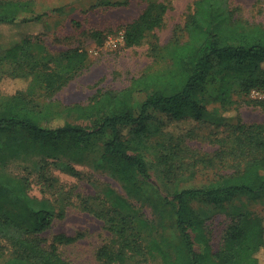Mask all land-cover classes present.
<instances>
[{
    "label": "trees",
    "instance_id": "obj_1",
    "mask_svg": "<svg viewBox=\"0 0 264 264\" xmlns=\"http://www.w3.org/2000/svg\"><path fill=\"white\" fill-rule=\"evenodd\" d=\"M32 0H0V25L37 21ZM168 11L164 3H150L125 29L126 48L139 47L146 35L163 25ZM183 38L175 37L163 48L153 46L152 57H164V70L133 78L119 91L98 92L86 105H70L48 116L30 108L21 97L0 104V133L21 131L38 148L56 154L65 150H82L93 141L102 140L101 166L109 169L131 196L152 202L155 188L149 182L152 170L159 177L165 197L157 206L162 230L158 239L143 244L142 232L147 221L111 189L103 192L100 211L82 202L84 211L102 221L111 235V243L98 250L99 264H140L160 257L162 264H262L264 254V217L236 213L227 225L219 246L212 245L209 219L194 206L217 204L235 195L264 194V125L241 122L232 94L247 97L252 91L264 92V26L250 25L237 17L229 0H195L182 26ZM31 37L1 52L0 63L11 67L7 76L31 82L44 96L61 92L86 66L87 57L78 50L60 56L59 68L47 56L37 60L30 51ZM55 60V61H56ZM215 88L213 99L219 106L209 111L204 96ZM135 94H145L140 103ZM264 107V101H253ZM231 111L237 114L226 118ZM155 114V132L164 135L152 145L147 139L146 123ZM79 123H86L83 126ZM188 123L184 133L165 131L170 124ZM223 128L225 137L215 140L218 149L207 158L194 155L192 165L181 160L183 146L199 126ZM146 155H155L152 167ZM231 163L224 173L213 172L203 187L181 189L175 180L181 171L196 167L214 169L216 164ZM95 166H99L98 163ZM75 176L71 168H66ZM12 182L0 184V199L18 212L0 215V228L10 235L12 253L6 264H72L64 260L59 248L74 239L58 235L46 245L40 237L62 213L46 201L35 202L22 197ZM171 199V201L169 200ZM168 208L172 213L168 214ZM199 246V252L195 251Z\"/></svg>",
    "mask_w": 264,
    "mask_h": 264
},
{
    "label": "rangeland",
    "instance_id": "obj_2",
    "mask_svg": "<svg viewBox=\"0 0 264 264\" xmlns=\"http://www.w3.org/2000/svg\"><path fill=\"white\" fill-rule=\"evenodd\" d=\"M195 0H32V11L28 17H39L37 21L12 25H0L1 52L19 42L25 36L31 37L30 51L37 60L47 56L54 62L52 67L59 68L58 59L62 54L78 50L87 57L82 72L63 90L52 97L36 85L32 88L27 80L7 76L11 70L0 63V104L21 97L30 108L47 113L48 116L60 112L70 105H86L98 92L119 91L128 86L133 78L143 74L164 70L168 63L164 57H152L151 48H163L175 37L183 38L182 26ZM237 11V17L250 25L264 26V0H229ZM150 3H164L168 11L163 25L146 35L139 47L126 48L124 45L125 29L135 21ZM56 60V61H55ZM215 88L210 87L204 96L209 111L219 106L213 99ZM145 94H135L134 101L140 103ZM235 102L229 109L237 108L241 122L264 125V107L255 106L253 101H264V92L252 91L247 97L232 94ZM227 113L226 118L237 114ZM155 114L150 113L146 123L147 139L154 145L166 138L155 132ZM87 126L86 123H79ZM190 129L188 123L170 124L165 131L184 133ZM223 128L203 125L197 127L194 136L183 146L181 160L192 165L194 155L207 158L218 147L215 140L225 137ZM104 141L96 140L82 150H65L50 154L34 144L26 133L7 131L0 133V184L5 180L12 182L13 189L19 190L22 197L32 201L48 202L56 213H62V219H55L51 227L40 237L46 245L58 235L74 239V242L60 247L61 257L72 264H99L96 255L99 249L111 243V235L102 221L84 211L82 202L100 211L103 207V192L113 190L126 199L135 210L137 217L147 221L149 228L142 232L143 244L158 239L162 233L158 225L157 206L159 196L165 197L161 190L160 169L152 170L149 182L155 188L152 202L129 195L112 172L101 166L99 159ZM152 167L156 163L155 155H146ZM98 163L99 166H95ZM226 165L216 164L214 169L196 167L194 178L189 170L178 174L177 182L181 189L206 186L212 179L213 172L230 171ZM71 168L75 176L69 174ZM1 192V189H0ZM171 201V199H169ZM194 208L208 217L206 226L212 232V245L219 246L221 236L236 213H250L264 217L263 195H235L217 204L197 203ZM103 209V208H102ZM18 212L0 199V215ZM172 208H168V214ZM7 233L0 228V264H6L11 257V241ZM199 252V246L195 245ZM264 264V254L260 256ZM132 264V263H130ZM140 264H162L160 257L147 258Z\"/></svg>",
    "mask_w": 264,
    "mask_h": 264
}]
</instances>
